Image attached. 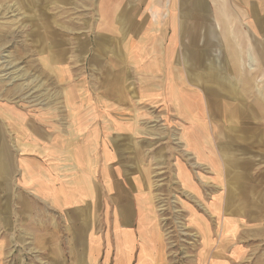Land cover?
<instances>
[{
    "label": "crops",
    "instance_id": "1",
    "mask_svg": "<svg viewBox=\"0 0 264 264\" xmlns=\"http://www.w3.org/2000/svg\"><path fill=\"white\" fill-rule=\"evenodd\" d=\"M47 5L60 14L43 23L41 59L64 76L88 60L90 79L52 104L0 98V264L237 263L242 246L226 240L211 259L204 223L232 237L264 220V0ZM159 129L176 133L197 259L172 253L155 222L146 157Z\"/></svg>",
    "mask_w": 264,
    "mask_h": 264
},
{
    "label": "rangeland",
    "instance_id": "2",
    "mask_svg": "<svg viewBox=\"0 0 264 264\" xmlns=\"http://www.w3.org/2000/svg\"><path fill=\"white\" fill-rule=\"evenodd\" d=\"M47 1L0 0V98L42 106L63 99L65 88L71 85H81L84 81L86 84L89 83L88 60L84 62L85 68H82V71H76L75 66H72L67 68V75L64 76L58 72V65L46 66L45 61L41 59V40L46 32L47 35L49 34L48 29L44 30L43 23L45 20L59 19L60 14L56 7L47 5ZM44 3L45 6H43ZM64 9L68 8L63 7ZM64 15L69 16L74 13L70 11ZM50 24L56 27L58 33L59 23ZM68 24L67 28L63 27L62 30L71 34L74 28L69 27ZM144 126L147 129L144 133L149 140L142 141L141 144L148 147L156 141L154 124ZM157 132L158 137L163 135L162 141H157L159 146L156 149L151 147L150 155L146 157L148 170L146 191L152 210L156 213L155 222L162 231L165 243L172 253L178 250V255L187 254L197 259L196 251L194 253L192 250H195V244L200 242L201 237L196 229L198 226L192 220L194 207L188 204L187 197L172 172L171 160L174 156L170 151L172 146L173 150L177 151L176 133L172 131L173 135L171 132L167 134V131L163 129ZM228 154L233 155L232 151ZM245 207L249 206L243 205V208ZM207 218V221L203 222L204 229L208 228L210 233L214 230L219 233L224 221L212 219L209 216ZM239 229H241L239 230L241 235L238 232L232 237H225L218 233L206 236L211 243V259L216 257L211 251L218 247L219 241L224 243L226 240V246L240 243L243 250L241 259L238 261L239 257L237 263L232 261L230 264H264V220L258 222L243 220ZM215 254L218 255V253Z\"/></svg>",
    "mask_w": 264,
    "mask_h": 264
}]
</instances>
